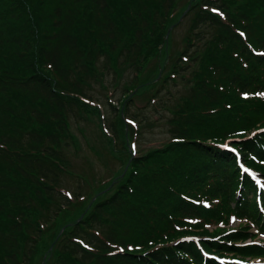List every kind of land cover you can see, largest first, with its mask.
<instances>
[{"label":"trees","instance_id":"1","mask_svg":"<svg viewBox=\"0 0 264 264\" xmlns=\"http://www.w3.org/2000/svg\"><path fill=\"white\" fill-rule=\"evenodd\" d=\"M175 1L0 0V264H31L45 226L35 214L48 217L68 200L56 187L69 118L81 109L99 117L98 106L89 103H97L90 83L110 76L115 87L129 71L122 92L128 94L119 107L109 103L124 122L143 61L164 43ZM191 9L192 33L202 34L196 26L206 23L212 37L175 112L181 121L172 127L171 146L142 155L173 158L160 164V174L149 173V186L135 190L128 183L142 178L145 159L128 157L130 175L65 223L46 264H219L201 249L264 253L227 242L247 236L245 230L198 243L183 238L193 228L207 232L205 225L221 214L264 233L256 187L227 147L264 174V0H191ZM185 53L186 47L172 72L183 69L178 61ZM115 122L107 126L114 139ZM261 198L264 205V193Z\"/></svg>","mask_w":264,"mask_h":264},{"label":"rangeland","instance_id":"2","mask_svg":"<svg viewBox=\"0 0 264 264\" xmlns=\"http://www.w3.org/2000/svg\"><path fill=\"white\" fill-rule=\"evenodd\" d=\"M174 5L170 13L171 25L164 35V43L159 46L156 56L147 57L143 61L135 82L141 86L137 89L138 94L131 96L127 113L123 116L124 122L118 123L117 112L113 113L110 110L109 103L119 107L120 101L128 94L122 92L125 81L132 79L129 71L122 73L120 83L115 87L112 86L110 76L104 77L100 84L90 83L89 91L101 107L99 117L81 109L76 116L69 118L66 131L68 145L64 146L65 161L62 160L64 169L60 173L59 184L56 187L68 200L64 205L61 202L56 204L48 217L35 214L36 221L44 222L45 226L37 241V253L33 256L31 264H46L55 246L54 243L66 228L65 223L71 224L70 221L77 220L95 201L108 197L117 190L118 184L128 177L129 172L125 167L129 162L128 157L142 156L154 149L162 150L159 152L167 151L169 149L167 146H171L170 142L175 139L172 127H177L181 121L175 112L195 81L194 76L199 67L198 57L204 53L213 30L206 23H198L196 30L201 29L202 34L195 36L191 31L194 16L192 9H195L194 5L191 9V0H176ZM203 7L212 12L209 7ZM185 47L186 53L182 55V59L185 60L178 61V65L183 69L175 67L178 73H174L171 71L174 59ZM186 55H189V60ZM165 75L173 77L167 78L161 85ZM111 120L113 122L117 120L115 127L110 125L116 130V139L104 130ZM124 146L128 148V153L123 149ZM143 156L141 158L145 159V162L139 167L142 178L136 181L135 177L128 183L135 190L149 186V173L156 171L160 174V164L170 161L174 155ZM152 165L154 167L149 168ZM163 166L168 169L172 165ZM253 171L258 174L255 175L263 184L264 174L255 169ZM57 190L53 192L54 195L58 194ZM218 217L206 225L207 232L193 228L192 233L197 236L210 235L222 238L224 235H230L232 231L245 230L247 236H237L235 240L227 242L235 246L250 244L258 246L259 241L264 242V236L256 235L257 229L247 222L234 216L225 217V214ZM225 252H228L226 257L237 258L233 253L240 254L235 247ZM253 256L255 255H245V259L254 264H264V255L249 259Z\"/></svg>","mask_w":264,"mask_h":264}]
</instances>
